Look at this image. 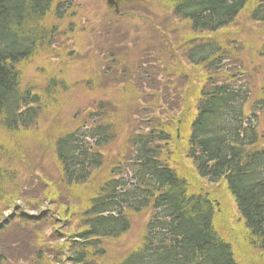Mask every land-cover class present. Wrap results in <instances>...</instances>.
<instances>
[{
    "label": "trees",
    "instance_id": "16d2710c",
    "mask_svg": "<svg viewBox=\"0 0 264 264\" xmlns=\"http://www.w3.org/2000/svg\"><path fill=\"white\" fill-rule=\"evenodd\" d=\"M145 1L147 4L134 3L150 9V1ZM161 4L175 18L181 19L193 36L187 45L185 61L177 59V64L171 65L174 69L169 74L168 84L164 85L161 79L158 82L153 69L145 70L142 66L143 76L138 83H143L150 94L157 96V103L153 102L157 106L163 103L159 102L161 100L170 102V90L174 96L175 90L179 96L183 92V105L178 110L184 112L182 118L185 113L192 118L185 155L201 179L213 185L226 184L249 247L259 251L264 259V147L258 115L261 112L264 115V88L261 98L252 101L248 109L253 99L252 90L256 88L236 81V75H227L225 63L229 59H226L225 49L228 46L224 43L226 36L240 48L233 57L244 64L248 59L244 48H248L249 43L246 41L243 45L241 40L245 39L239 32L246 28L240 25L237 29L236 24L243 16L264 27V0H163ZM161 4L155 5L156 9L163 7ZM74 9L75 0H0V133L10 141V145H6L5 140L0 139V184L8 183L9 176L16 180L21 169L26 175L52 171L50 165L44 166V160L37 166L31 162L26 166L24 160L20 162L8 156L10 148H17L26 136H35L34 131L40 128L38 132H44L50 152L46 160L57 168L61 185L78 188L88 184L94 176L99 178L87 208L78 213V231L69 235L66 245L60 247L62 260L56 264L102 262L106 241L119 240L129 233V216L148 213L150 219H147L141 245L119 264H240L238 255L233 253L232 248L236 246L230 241L228 231L221 232L217 227L213 198L189 193L187 181L163 162L172 138L167 126L157 119L146 93L137 85L125 96L128 98L136 91L138 100L148 104L139 109L136 120L135 116L128 119L119 116L120 112L115 109L117 103L112 102L116 100L107 95L105 100L77 111L71 119L74 122L71 130L58 127L53 118L56 115L49 118L44 113L57 104L64 106V97L79 86L94 85L97 73L102 70L104 74L103 66L93 67L88 80L85 74L89 72L83 69L80 74L84 75L75 82L80 85L71 86L70 75L60 69L63 75L49 77L43 87L23 86L22 65L60 41L76 42L79 33L87 31L84 28L78 31ZM147 40L145 37L141 41L145 47L152 44ZM116 46H111L107 52L115 50ZM153 47L152 56H158ZM81 53L74 52L76 56ZM117 69L122 78L133 71L128 63L122 70L120 65ZM133 69V74L138 76L139 69ZM107 71L113 74L112 68ZM183 73H193L196 79L202 76L201 85L185 91L182 86L188 76L183 77ZM176 103L173 100L172 105ZM165 110L174 112L175 109L166 106ZM50 121H53L51 128ZM121 135L125 137L124 155L112 157L115 163L108 167L106 161L111 155L122 151L117 144ZM13 169L16 175L11 173ZM2 177L7 178L1 181ZM0 196L4 197L2 204L8 205L11 195L6 193L4 184L0 185ZM53 214L44 212L32 218L18 212L16 218L25 225L22 232L26 227L35 230L33 226L49 216L55 225L58 218ZM7 227L8 223L0 226V234ZM7 256L6 250L1 248L0 264H9ZM35 257L36 264H47L41 252L37 251Z\"/></svg>",
    "mask_w": 264,
    "mask_h": 264
},
{
    "label": "rangeland",
    "instance_id": "374dc122",
    "mask_svg": "<svg viewBox=\"0 0 264 264\" xmlns=\"http://www.w3.org/2000/svg\"><path fill=\"white\" fill-rule=\"evenodd\" d=\"M142 1L147 4L145 0ZM149 1L150 9H145V6L140 7L134 3L138 1L133 2L132 0L128 1V4H123L119 11L120 14H114L108 12L104 0H75L76 27L79 32L83 28L87 31L81 35L79 33L77 43L72 41L61 43L60 41L52 49L46 50L35 57L33 61L22 65L21 70L25 78L23 86L43 87L49 77L60 73V69H64L67 75H70L68 81L71 86L80 85L75 82L84 75L80 74L83 69L89 72L85 74V80H88L93 69L100 65L103 66L104 74L102 70L97 73L94 85L90 88L79 86L76 90L71 91L69 96L64 97V106L57 104L45 111L46 117L51 118L56 115L53 118H56L58 127L71 130L72 125L74 126L71 119L77 111L85 110L94 102L105 100L107 95L110 99L116 100L112 102L117 103L115 109L120 112L119 116H123L125 119L135 116L136 120L139 117V109L148 104H143L146 102L138 100L136 91L131 93L128 98L125 96L137 85L140 90L146 93L148 102L156 110L157 119L162 125L167 126L166 129L172 138V144L164 155L163 162L177 171L178 177L187 181L189 193L213 198L217 212V227L221 232L228 231L232 238L230 241H234L236 248H232V250L239 257L237 261L244 264L241 259H245L249 264H264L263 255L256 249L249 247L246 240L247 234L244 233L245 229L237 213V208L225 189L226 184L213 185L209 184L207 180L201 179L197 176L192 162L185 155L188 128L192 118H190L189 113H185V118H182L184 112L180 113L178 110L183 105V92L181 91L179 96L175 90L174 96L170 90V102L164 103L166 101L161 100L159 102L163 103L157 106L154 104L157 103V96L150 94V89L144 87L143 83H138L139 78L143 76L142 66L145 70L153 69L152 73L157 75L158 82L161 79L164 80V85L168 84L171 76L169 74L174 69L171 65L174 67L178 60L185 61L184 56L188 52L187 45L193 36V32L181 19L175 18L172 12L166 10V7L161 4L163 0ZM160 4L163 7L156 9L155 5ZM242 17L236 27L240 29L241 25L242 28H246L239 34L245 39L241 40L243 45L246 41L249 43L248 48H244V55L247 54L248 59L244 60L243 64L234 58L233 54L237 55L234 52H240V48L235 47L230 38L225 36L224 43L228 46L225 49L226 59H229L225 63L228 65L225 71L231 77L236 75L235 80L255 86L256 89L252 91L253 100L256 101L261 98L260 92L264 88V27L254 24L248 17L247 19ZM145 37L148 39V44L149 42L152 43L146 47L141 42ZM76 44H81V46ZM115 45H117L115 50L107 52L108 48L111 46L114 48ZM153 45L158 56H152L154 50L151 47ZM77 51L83 53L76 56L74 52ZM132 54L133 57H131ZM127 63L131 65L133 71V68L139 69L138 76L134 75L133 71L132 74L128 71L125 76L123 75V78L119 73L117 74V67L120 65L122 70ZM109 67L113 69V74L107 71ZM182 76H188V80L182 86L185 91L189 90L190 87L191 90H194L201 85L200 82L203 80L202 76L200 79H196L193 73L191 75L183 73ZM173 100L177 102L175 105H172ZM251 102L252 99H250L248 106ZM166 106L173 107L174 112L166 111ZM258 115L260 116L259 131L264 147V115L263 112ZM135 120H132L134 125H136ZM52 124L53 121H50L49 128L52 127ZM39 129L34 131V133L36 132L35 136L34 134L26 136L22 140L23 143H20L17 148H10L8 156L19 159L20 162L24 160L26 166L31 165V163L37 166L44 160V166L50 165L52 171L47 173L42 170L34 175H32L33 173L26 175L24 169H21L16 180H12V177L9 176L8 183L2 182L0 185L4 184L6 193L11 195V199L8 205L2 204L4 197L0 196V214L2 215L0 219L10 218L14 211L24 212L29 216H40L44 212L51 215L54 212L58 222L54 225L49 216L45 221L33 226L35 230L26 227L22 233L21 230L25 225L18 221V217H12L10 219L11 224L8 223L5 232L0 234V249L6 250L9 264H36L35 255L37 251L44 255L47 264L60 262L62 260L60 247L66 245V241L70 239L69 235L78 231L80 225L78 213H82L87 208L93 192L99 185V178L96 176L82 187L66 188L61 185L57 168L52 162L46 160L50 156V152L46 147L47 143L44 141V132H38ZM0 139L5 140L6 145H10L6 135L0 133ZM124 140V135H121L117 144L121 146L122 151L111 155L106 161L108 167L115 163L111 160L112 157L124 155ZM45 172L47 177L51 179L46 177ZM11 173L16 175V169L11 170ZM6 178L2 177L1 181ZM148 217L150 219V213L136 217L129 216L128 219L131 223L129 233L119 240L106 241L104 244L105 257L102 262L97 264H119L139 247L142 243ZM48 223H51L52 226ZM41 264H45V262Z\"/></svg>",
    "mask_w": 264,
    "mask_h": 264
},
{
    "label": "water",
    "instance_id": "95a60500",
    "mask_svg": "<svg viewBox=\"0 0 264 264\" xmlns=\"http://www.w3.org/2000/svg\"><path fill=\"white\" fill-rule=\"evenodd\" d=\"M109 7H115L118 13V4L115 0H106Z\"/></svg>",
    "mask_w": 264,
    "mask_h": 264
}]
</instances>
